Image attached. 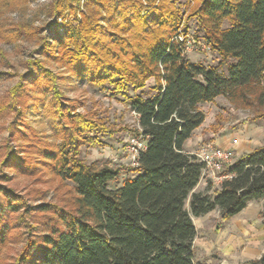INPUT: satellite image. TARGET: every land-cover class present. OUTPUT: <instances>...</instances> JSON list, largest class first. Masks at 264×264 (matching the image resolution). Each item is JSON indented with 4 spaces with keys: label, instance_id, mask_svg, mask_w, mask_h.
<instances>
[{
    "label": "trees",
    "instance_id": "trees-1",
    "mask_svg": "<svg viewBox=\"0 0 264 264\" xmlns=\"http://www.w3.org/2000/svg\"><path fill=\"white\" fill-rule=\"evenodd\" d=\"M179 1L52 4L55 44H46L50 49L45 56L113 96L130 99L129 90L136 92L130 99L138 123L133 133L146 148L130 169L134 177L111 188L121 171L87 163L82 148L103 146V137L112 130L93 112H78L44 62H31L0 106V119L13 117L6 144L19 135L26 142L0 145L8 150L0 177L9 181L8 169L35 177L49 170L69 190L67 198H40L34 205L27 195L0 188V244L8 242L14 229H26L16 264H198L192 217L219 211L227 222L252 201L264 199V146L225 166L220 189L209 182L203 192L196 189L205 164L185 149L206 121L202 105L219 97L264 118V0H192L195 6L183 34L188 35L189 22L196 20L197 34L221 57L219 66L210 68L187 59L186 39L179 40L187 10L181 11ZM78 15L76 26L65 23ZM151 79L154 86L145 90ZM48 105L54 109L59 145L35 140L36 131L24 122L29 111L41 106L44 112ZM219 123L211 128L219 131ZM29 147L38 151L31 163L24 156ZM261 217L264 221V212ZM252 264H264V253Z\"/></svg>",
    "mask_w": 264,
    "mask_h": 264
},
{
    "label": "rangeland",
    "instance_id": "rangeland-1",
    "mask_svg": "<svg viewBox=\"0 0 264 264\" xmlns=\"http://www.w3.org/2000/svg\"><path fill=\"white\" fill-rule=\"evenodd\" d=\"M56 1L0 0V106L6 101L10 91L20 82L21 76L28 72L29 64L35 60L44 62L45 66L60 78L57 82L58 88L66 99L77 104L78 112L82 114L93 112L98 118H103L110 131L112 130L110 135L103 137V146L83 147L82 157L89 164L119 169L121 171L119 180L111 184V188H116L126 179L134 177L130 172L135 165L129 147L132 141L137 139L133 130L138 127V123L131 109L130 99L137 93L130 89L128 92L130 99L113 96L110 91L91 85L88 79L81 78L66 65L45 56V50L50 49L46 44H55L52 41L53 18L50 17L49 11ZM179 6L182 12L187 10L179 30V40L186 39L187 42V59L207 68L219 66L221 57L209 49L202 35L197 34L196 20L189 22L188 35L183 34L185 19L194 8V2L180 0ZM68 19L65 23L76 26L80 16L68 17ZM61 21L60 18V24ZM228 27L229 24L226 22L224 28ZM59 33L63 35L64 29H60ZM53 52H55L54 49ZM223 71L227 73V68L224 67ZM154 84L155 80L151 79L145 90L150 89ZM201 109L206 115V123L194 136L198 144L192 150L196 156L202 153L207 145H211L213 148H223L232 152L236 161L245 151L264 146V118L256 119L258 118L256 111L236 107L225 97H219L213 103L204 104ZM12 121V115L0 119V145L26 146L22 135L6 144ZM217 121L220 122L219 131L211 128L217 124ZM24 122L36 131L35 140L56 145L61 143L60 139L54 135L53 124L56 122L52 105H48L44 112L41 106L38 109H32L25 115ZM218 138L223 139L227 146L216 145L215 139ZM145 145L146 143L142 142V146ZM34 148H27L28 154L24 155L28 157L30 163L34 162L38 156V151ZM6 151L8 150H0V163ZM238 152L241 154L238 155ZM48 171L45 170L35 177L24 174L26 172L8 169L5 172L11 178L6 181L0 177V188L4 186L21 192L27 195L28 202L34 205L40 202V198L44 201L67 198L69 188L59 186L60 182L54 180ZM223 180H215L210 175L203 176L196 192L205 191L209 182L212 183L213 189H220ZM57 188H59L58 191ZM258 205L264 208V199L254 202L251 207L253 215H247L243 219L237 218L236 221H232L233 218L223 222L219 211L202 219L192 217L197 230L196 243L194 242L195 260L199 264H252L253 261L260 259L264 253V235L259 228V216L255 215L256 210L261 208ZM187 209L189 210V203ZM16 219L14 217L13 222ZM38 220H41V216L36 219V222H39ZM31 223L29 221L28 224ZM222 232L223 241L217 244V238ZM228 232L229 236H227ZM25 238L24 225L12 231L8 242L4 245L0 244V264L17 263L18 256L25 245Z\"/></svg>",
    "mask_w": 264,
    "mask_h": 264
},
{
    "label": "built area",
    "instance_id": "built-area-1",
    "mask_svg": "<svg viewBox=\"0 0 264 264\" xmlns=\"http://www.w3.org/2000/svg\"><path fill=\"white\" fill-rule=\"evenodd\" d=\"M145 148L146 145L143 147L142 142L139 139H134L132 141L129 150L134 165H137L140 152L145 150ZM197 157L205 164L203 176L210 175L215 180L225 179V177L220 176V173L225 166L231 165L234 162V154L232 152L223 148H213L211 145H207Z\"/></svg>",
    "mask_w": 264,
    "mask_h": 264
},
{
    "label": "crops",
    "instance_id": "crops-1",
    "mask_svg": "<svg viewBox=\"0 0 264 264\" xmlns=\"http://www.w3.org/2000/svg\"><path fill=\"white\" fill-rule=\"evenodd\" d=\"M205 123H206V121H205ZM205 123H204V125H205ZM203 125V126H204ZM202 126V127H203ZM201 127V128H202ZM200 128V129H201ZM200 129H198V130H196V132L194 133V135H193V137L185 144V149H186V151L188 152V153H191V154H195L193 151L194 150H192V149H194V147L195 146H197V142L194 140V136L197 134V132L200 130ZM215 144L216 145H221V146H227V144H226V142H224V140L223 139H215ZM256 148H254V149H252V150H250V151H245L244 152V154H246V153H251L252 151H254ZM241 153H239L238 152V155H240ZM243 155V154H242ZM259 201V200H258ZM254 202H256V201H252L249 205H248V207L241 213V214H239L238 216H236V217H234V219L232 220V221H236L235 219H239V218H245L247 215H253L254 214V212H251L252 210H251V207H252V205L254 204ZM258 206H260V205H258ZM261 208H258L257 210H256V212L255 213H257V214H255L256 216H259V222H260V226H259V228H260V230H262L263 231V235H264V221H263V219H262V217H261V213H262V211H263V206L261 205L260 206ZM261 212V213H260ZM252 213V214H251ZM211 214V213H210ZM209 215V214H208ZM208 215H206V216H203V217H200V218H198V219H202V218H204V217H207ZM257 222V221H256ZM223 232L219 235L220 237L219 238H217V244H219L221 241H223ZM222 235V236H221ZM225 235V234H224ZM227 236H229V232H228V235ZM234 237L232 236V239H233ZM231 239V240H232ZM195 243H196V241H195ZM194 253H195V247H194ZM197 262V261H196ZM198 263V262H197ZM199 264V263H198Z\"/></svg>",
    "mask_w": 264,
    "mask_h": 264
}]
</instances>
